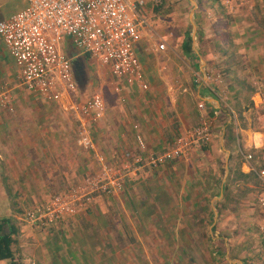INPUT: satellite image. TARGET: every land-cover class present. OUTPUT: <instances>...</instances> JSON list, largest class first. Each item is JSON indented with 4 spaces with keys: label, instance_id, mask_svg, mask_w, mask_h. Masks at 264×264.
<instances>
[{
    "label": "crops",
    "instance_id": "0c3cea01",
    "mask_svg": "<svg viewBox=\"0 0 264 264\" xmlns=\"http://www.w3.org/2000/svg\"><path fill=\"white\" fill-rule=\"evenodd\" d=\"M209 1L146 0L142 12L153 21L169 24L170 10L175 15L179 44L166 32L157 33V42L152 33L137 42L134 52L147 90L135 79L108 82L100 77L98 91L92 92L101 94L104 115L85 118L96 151L79 144L80 116L67 98L56 103L28 91L19 80L15 86L19 70L0 38V77L14 86L10 108L0 106V218L17 228L15 264H52L50 250L55 248L63 259L59 264H264V208L258 204L261 184L255 173L264 167V38L250 36L261 28L264 10H254L257 19L250 10L227 18L226 29L231 26L235 33L230 41L217 40L219 56L197 53L191 61L181 54L177 67L175 56L170 60L158 49L164 42L168 52L175 46L181 50L183 33L189 31L197 52L204 32L199 21ZM25 6L23 0L0 20ZM184 16L187 24L181 23ZM67 41L69 50L76 51ZM228 47L232 55H227ZM217 56L221 80L207 82ZM146 61L160 65L153 68L155 76H149ZM91 83L88 74L87 91ZM201 116L210 122L208 144L139 169L127 176L117 196L99 195L87 209L43 232L22 222L25 210L98 173V155L106 164L124 168L142 152L138 137L146 146L144 155H156ZM247 154L253 155L250 163L244 161ZM41 238L43 245H35Z\"/></svg>",
    "mask_w": 264,
    "mask_h": 264
},
{
    "label": "built area",
    "instance_id": "2783aa9c",
    "mask_svg": "<svg viewBox=\"0 0 264 264\" xmlns=\"http://www.w3.org/2000/svg\"><path fill=\"white\" fill-rule=\"evenodd\" d=\"M145 4L146 0H26L23 9L0 20V38L18 67L20 85L56 103L67 98L80 116L78 140L86 151H96V144L85 118L90 114L94 119L103 117L105 107L98 92L84 101L72 100L78 87L71 59L61 49L63 36L71 41L76 55H88L113 77L135 79L147 90L142 64L134 52L149 28L142 13ZM158 49H165L164 42L158 44ZM0 99L3 106L9 105L10 89L4 88ZM199 108L203 109V104ZM211 138L210 122L203 116L196 126L179 134L168 149L156 155H144L146 146L138 137L142 152L124 168L112 167L98 155V173L85 175L66 191L52 195L45 204L25 210L21 220L34 229H50L62 219L87 209L99 195L117 196L130 174L145 166L156 167L180 158L193 145L208 144ZM252 158V154H247L244 161L250 163ZM255 173L261 184L258 204L264 208V167Z\"/></svg>",
    "mask_w": 264,
    "mask_h": 264
},
{
    "label": "rangeland",
    "instance_id": "374dc122",
    "mask_svg": "<svg viewBox=\"0 0 264 264\" xmlns=\"http://www.w3.org/2000/svg\"><path fill=\"white\" fill-rule=\"evenodd\" d=\"M22 2H23V0H0V18L9 14L13 10H16L22 4ZM207 3L210 5V8H209V10H205L206 13L203 16V19L199 21V28L201 30H204V32H202L200 35V37L203 39V42L206 40L213 39V38H215V36L218 37V35L215 33L216 31H214L213 27H212V24L216 25L217 22H220L221 24H223V25L220 24V26H219L221 28L220 29L221 34H229L230 36H228L226 40H228V41L232 40V35L235 33V31H233L231 29V26H230V29H226L227 23H225V22L228 21L227 18H229V19L233 18V16H235L237 14L238 10H250L249 14L253 18H256V19L259 16L255 15L254 10H264V0H231L230 3H228L226 0H211ZM212 4L213 5L215 4V5L213 6ZM187 11L188 10H186L185 12H187ZM202 11L203 10H201V12ZM143 15L147 16L144 13H143ZM147 18H148V16H147ZM166 18H167L169 24H165L164 22L153 21L149 17L148 19H150V20H148V22H149V24H151L154 27V29L150 25L151 29L147 28V29H145V32H147V34L152 33L154 35V39H152V40H154V42L158 41L157 33L162 34L163 32H166V33H169L170 35L172 34L171 39L173 41V44H175V43L179 44L177 42L178 36L176 35V33L174 31L175 26H173V24H175V23L172 20V18L176 19V17H175V15L172 14L171 10H170V14ZM187 18H188L187 16L182 17L181 23L187 24L188 23ZM220 19H221V21H220ZM207 22L210 23L209 26L208 25L205 26V24ZM224 23H225V25H224ZM162 24H164V25H162ZM223 31H228V32H223ZM250 36H253L254 38L260 37V35H258L256 33L252 34L251 32H250ZM223 38H224L223 35L221 37H219V39H223ZM67 40H68L67 37L63 36L64 43L62 44L61 49L64 52L69 50V46H67V44H68ZM165 48H167L166 45H165ZM170 49H171L170 52H168V51H166V49H164L163 54L168 53L167 57H169L170 60H174L173 56H175L177 58V67L181 66L182 63L179 62V59L181 57V50L179 49V47H176V46L170 47ZM219 49L220 48H216V50L214 51L213 54H217L218 56L221 55V52H219ZM173 50H175V52ZM228 50L232 51V47H230V48L228 47ZM171 52H172V55L170 54ZM178 55L180 57H178ZM218 56L216 57L217 61L213 60V63L211 64V65H213L211 67L212 69H209V73H208L209 75L206 76L207 79L205 78V80L207 82H212V80H213V83H216L217 81L221 80L220 71H219L220 66H218V64H219V57ZM175 61H176V59H175ZM146 65L148 67L147 69H149V70H147V71H149V76H151L150 74H152V76H155V71L153 70V68H156V66L158 67L160 65L159 64L155 65L149 61H146ZM174 65H175V63H174ZM88 74H89L90 80L92 82L91 83L92 88L91 87L89 88V90L91 91L90 94H93L94 92H92V91L96 90L98 88V84L101 81L100 77H102V79L104 81L106 80L108 82L115 79L111 75V73L109 72V70L107 68L99 66L98 64H96L95 62H92V61L91 62L87 61V78H88ZM15 80H16L15 81V86H16L19 83L18 82L19 79L18 78L16 79V77H15ZM198 80H200V79H198ZM12 87H14V86L9 84V82L7 81V78L5 76H1L0 77V98H1V93H2L4 88L10 89L11 97H13L12 89H11ZM89 90H88V92H90ZM97 91H98V89H97ZM90 94L88 93L89 96H90ZM76 95H77V93H76ZM76 98L79 99V101H81L80 97L75 96L74 101L76 103L78 102V100L76 101ZM11 102H12V100H11ZM11 102L9 103V105L3 106V104H2L3 102L0 99V106L2 105V107H4V108H10ZM261 227L264 228V220L261 221ZM41 232H43V230H41ZM55 241L57 243L59 242L57 240H55ZM43 243H44V240H43V238H41V239H38V243L35 245H43ZM31 245H33V243L29 244V246H31ZM56 246L58 247V244ZM43 253L44 252L41 249V251L38 254V257L41 260L43 257ZM50 256H51L50 259L52 261V264H59V262L63 261V259H61L62 257L60 255V249L59 248L51 249L50 250ZM32 259H33V257H32ZM7 264H10V262L7 261Z\"/></svg>",
    "mask_w": 264,
    "mask_h": 264
},
{
    "label": "trees",
    "instance_id": "16d2710c",
    "mask_svg": "<svg viewBox=\"0 0 264 264\" xmlns=\"http://www.w3.org/2000/svg\"><path fill=\"white\" fill-rule=\"evenodd\" d=\"M200 3V1H199ZM201 4V3H200ZM200 7V6H199ZM220 22H217L216 25H212L213 30L216 31L215 33L218 35V37L215 36V38L206 40L203 42V39L200 37L199 41V50L196 52L193 47V37L190 35L189 31H185L182 36V45H181V54L183 57H185L187 60H193L195 57H197V53L201 54L202 56L210 55L211 52H214L216 48H219V43H217V40H219V37L223 35V39L226 40L229 34H221L220 32ZM223 25V24H221ZM264 21H261V28L257 29L255 33L258 35H262L264 38ZM213 40L215 41L213 43ZM212 42V43H209ZM230 48V47H229ZM232 51L227 50V55H232ZM86 59L89 60L88 55H85ZM213 63V60L211 61ZM228 112V111H227ZM230 135L232 134V129L229 128ZM47 230V229H46ZM44 231V230H43ZM17 233V228L14 224H11V222L6 218H0V261H9L10 264H15V254L13 252V245L16 241L15 234Z\"/></svg>",
    "mask_w": 264,
    "mask_h": 264
},
{
    "label": "water",
    "instance_id": "95a60500",
    "mask_svg": "<svg viewBox=\"0 0 264 264\" xmlns=\"http://www.w3.org/2000/svg\"><path fill=\"white\" fill-rule=\"evenodd\" d=\"M66 54L71 59L73 74L77 83L80 100L84 101L89 97L87 93V59L84 55H76L77 52L73 50H67Z\"/></svg>",
    "mask_w": 264,
    "mask_h": 264
}]
</instances>
